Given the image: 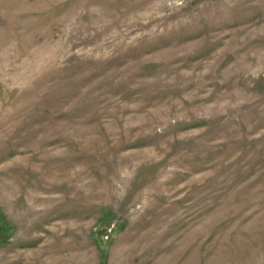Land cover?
Wrapping results in <instances>:
<instances>
[{
  "label": "rangeland",
  "instance_id": "1",
  "mask_svg": "<svg viewBox=\"0 0 264 264\" xmlns=\"http://www.w3.org/2000/svg\"><path fill=\"white\" fill-rule=\"evenodd\" d=\"M0 264H264V0H0Z\"/></svg>",
  "mask_w": 264,
  "mask_h": 264
}]
</instances>
